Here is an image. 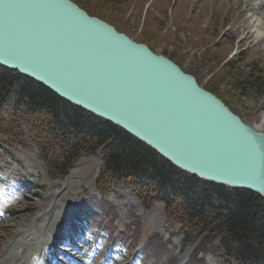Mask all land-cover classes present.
Here are the masks:
<instances>
[{
    "label": "rangeland",
    "instance_id": "rangeland-1",
    "mask_svg": "<svg viewBox=\"0 0 264 264\" xmlns=\"http://www.w3.org/2000/svg\"><path fill=\"white\" fill-rule=\"evenodd\" d=\"M74 1L133 40L171 58L208 90L230 62L234 70L248 73L254 69L264 75V0ZM247 31L251 35L244 39ZM214 93L247 123L264 131V91H246L230 100L222 98L223 90ZM19 126L22 138L11 143L0 138V194L4 195L0 206L11 208L0 222V264H34L43 237H49L58 225L50 229L55 221L42 218L59 212L60 223L68 207L81 213L88 233L98 234L89 244L96 255L93 264L105 262L110 252L117 260L112 264H173L187 254L183 264H226L225 253L238 247L236 241L206 233L192 243L195 234L183 230L176 215L167 211L164 196L146 209L126 178L116 179L111 193L102 194L96 184L105 165L106 146L78 156L61 174L59 163H50L53 154L43 151L31 125L21 119ZM190 178L187 174L173 177ZM203 204L206 216H215L221 206L216 199ZM42 223L48 231H41ZM156 232L163 244L156 243ZM138 234L144 242L140 249ZM148 241L155 243L149 250L145 249ZM20 247L22 257L14 260V251ZM196 248H200L198 254ZM241 264H264V258L249 255Z\"/></svg>",
    "mask_w": 264,
    "mask_h": 264
},
{
    "label": "water",
    "instance_id": "water-1",
    "mask_svg": "<svg viewBox=\"0 0 264 264\" xmlns=\"http://www.w3.org/2000/svg\"><path fill=\"white\" fill-rule=\"evenodd\" d=\"M0 65L200 179L264 196V131L174 60L74 0H0Z\"/></svg>",
    "mask_w": 264,
    "mask_h": 264
},
{
    "label": "trees",
    "instance_id": "trees-1",
    "mask_svg": "<svg viewBox=\"0 0 264 264\" xmlns=\"http://www.w3.org/2000/svg\"><path fill=\"white\" fill-rule=\"evenodd\" d=\"M231 64L211 84L213 92L223 90L222 98L230 100L246 91H264V75L254 69L242 73ZM21 119L31 125L43 150L53 154L50 163H59L61 174H66L78 156L106 146L105 166L97 182L99 189L109 191L116 179L126 178L147 207L164 196L167 211L176 215L183 230L195 234L192 241L206 233L238 242V247L225 253L226 264H241L249 255H254L256 260L264 258V197L250 190H229L195 176L184 181L174 180V175L185 173L150 146L111 122L70 104L40 82L0 65V138L3 141L11 143L23 137ZM201 184L206 187L199 189ZM212 199L218 200L221 206L215 216H206L203 203L210 204ZM155 238L162 244L161 239Z\"/></svg>",
    "mask_w": 264,
    "mask_h": 264
},
{
    "label": "bare ground",
    "instance_id": "bare-ground-1",
    "mask_svg": "<svg viewBox=\"0 0 264 264\" xmlns=\"http://www.w3.org/2000/svg\"><path fill=\"white\" fill-rule=\"evenodd\" d=\"M250 27V26H249ZM247 30V29H246ZM246 30H244V31H246ZM246 34H245V36H244V39H248V37H249V35H251V32L250 31H247V32H245ZM253 127H255L257 130H261L260 129V127H258V126H254V125H252ZM58 209V208H57ZM58 216H60L59 215V212H57V213H54V214H52V215H49L48 217H45L44 216V218H42V220L44 221V220H47L48 222H49V220H52V221H55L54 223H51V227H50V229L52 228V226H54V224L56 223V224H58L59 222H58ZM61 217V216H60ZM69 217H67V219H68ZM40 220H41V218H39ZM45 223H47V222H45ZM45 223H42V225H40V229H41V231H42V229L44 230L45 228H47L46 230L48 231V229H49V227H47V224H45ZM46 225V226H45ZM63 228H60V232H59V234H58V236H54V238L51 240V241H53V240H59L61 237H62V232H61V230H62ZM44 232V231H43ZM78 234V231H77V229H73L72 230V235L73 236H76ZM16 242H18V240L16 241ZM48 244L50 243V241H48L47 242ZM82 248H85V246H83ZM80 254H79V257H84L85 256V258L87 257V255L86 254H84L83 253V250H79L78 251ZM187 256H185L184 258H186ZM182 259L181 261H180V264H183L184 263V260L185 259ZM74 260V262H76V264L77 263H79V261H77V258L75 259V258H70V260ZM79 259V258H78ZM14 260H15V258H14ZM16 260H18V259H16ZM50 263H52V264H54V262H53V260H49V262H48V264H50ZM125 264H129V262H126Z\"/></svg>",
    "mask_w": 264,
    "mask_h": 264
}]
</instances>
